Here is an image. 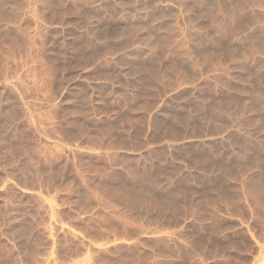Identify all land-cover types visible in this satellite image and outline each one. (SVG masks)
<instances>
[{
    "label": "rangeland",
    "instance_id": "rangeland-1",
    "mask_svg": "<svg viewBox=\"0 0 264 264\" xmlns=\"http://www.w3.org/2000/svg\"><path fill=\"white\" fill-rule=\"evenodd\" d=\"M0 264H264V0H0Z\"/></svg>",
    "mask_w": 264,
    "mask_h": 264
}]
</instances>
